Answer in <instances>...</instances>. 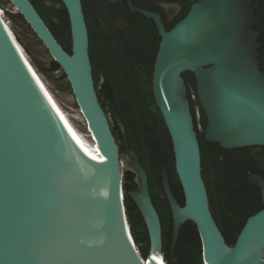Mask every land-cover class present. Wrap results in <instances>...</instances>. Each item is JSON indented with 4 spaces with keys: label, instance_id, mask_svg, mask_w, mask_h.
Returning <instances> with one entry per match:
<instances>
[{
    "label": "water",
    "instance_id": "1",
    "mask_svg": "<svg viewBox=\"0 0 264 264\" xmlns=\"http://www.w3.org/2000/svg\"><path fill=\"white\" fill-rule=\"evenodd\" d=\"M127 3L153 20L161 38L153 73L156 105L170 133L185 205L173 195L160 159L162 185L173 218L170 258L183 225L199 232L203 264H264V209L250 217L233 247L215 222L202 176L198 134L183 78H196L207 126L205 138L223 149L264 147V72L259 66L253 0H188V15L167 30L160 14ZM62 67L95 140L99 161L88 154L39 85L16 37L0 13V264H163L162 223L148 175L127 139L115 101L106 102L123 136L121 152L93 77L89 33L81 0H62L70 19L73 52L56 40L29 0H10ZM19 44V43H18ZM134 175L129 197L148 230L144 259L125 203L124 176ZM261 190L264 178L250 173ZM163 258V260H162Z\"/></svg>",
    "mask_w": 264,
    "mask_h": 264
},
{
    "label": "trees",
    "instance_id": "2",
    "mask_svg": "<svg viewBox=\"0 0 264 264\" xmlns=\"http://www.w3.org/2000/svg\"><path fill=\"white\" fill-rule=\"evenodd\" d=\"M29 1L60 45L72 54L71 24L62 0ZM81 1L88 27L90 58L99 101L109 114L107 92L116 103L126 127L128 142L135 149L148 175L152 201L162 223L164 259L167 264H173L169 252L173 218L162 185L160 159L167 167L173 195L182 207L185 205V196L176 172L172 139L153 94V73L161 38L153 20L140 13H131L121 4L112 5L106 0ZM132 1L136 7L147 8L139 0ZM181 1L187 4L183 12L172 23L163 19L168 31L183 20L191 9L192 2ZM121 11L125 13L128 37L121 34L118 25V13ZM10 17L14 22L27 24L18 12ZM259 17L264 23V16ZM35 66L38 73L53 77L56 81L68 80L54 59L47 65ZM260 69L264 72V59L260 60ZM183 78L188 88L187 97L201 148L202 176L211 212L226 243L233 247L247 220L264 209L261 190L249 182L250 173L264 178V147L226 150L208 142L205 138L207 119L198 101L195 75L185 72ZM60 89L64 90L62 87ZM111 125L120 151L123 152V136L113 118ZM124 188L132 237L142 257L146 259L150 247L148 230L138 207L128 195L137 189L132 173L125 174ZM176 261V264H203L201 238L192 222H187L181 228Z\"/></svg>",
    "mask_w": 264,
    "mask_h": 264
},
{
    "label": "rangeland",
    "instance_id": "3",
    "mask_svg": "<svg viewBox=\"0 0 264 264\" xmlns=\"http://www.w3.org/2000/svg\"><path fill=\"white\" fill-rule=\"evenodd\" d=\"M0 10L7 25L11 29L13 36L18 40L16 43H19L18 45L35 70L37 71L35 64L47 65L49 61L53 59L51 54L48 52L42 42H39L40 40L37 35L31 28H29L26 23L21 21L14 22L12 20L10 15L16 14L17 9L13 6L10 0H0ZM38 74L58 104L64 109L72 124L75 125V127L78 128L84 135L88 136L89 140H91L92 138L90 139L89 137L91 133L89 134L86 120L76 102L71 85L69 86L68 84L69 81L66 80L64 82H59L53 77L50 78L41 73ZM60 87H62L64 90L60 89Z\"/></svg>",
    "mask_w": 264,
    "mask_h": 264
},
{
    "label": "flooded vegetation",
    "instance_id": "4",
    "mask_svg": "<svg viewBox=\"0 0 264 264\" xmlns=\"http://www.w3.org/2000/svg\"><path fill=\"white\" fill-rule=\"evenodd\" d=\"M139 2L141 4H144L147 7L144 9L141 7L140 9L160 14L162 17V20L164 19L167 23H172L183 12L184 8L187 5L181 0H139ZM121 5L129 9L127 3H123ZM250 7L254 11L255 17L258 19V23H256L252 29L256 33H258V39H257V42L259 44L258 60H259V66H260V60L264 59V23H262L259 15L261 17L264 16V0H253ZM131 13L133 12L131 11ZM118 20H119L118 25L121 27V34L124 37H128L129 30H127L126 28L125 13L123 11L118 13ZM107 115L111 121L113 118L112 114L107 113ZM218 170L219 172H221L220 168H218Z\"/></svg>",
    "mask_w": 264,
    "mask_h": 264
},
{
    "label": "bare ground",
    "instance_id": "5",
    "mask_svg": "<svg viewBox=\"0 0 264 264\" xmlns=\"http://www.w3.org/2000/svg\"><path fill=\"white\" fill-rule=\"evenodd\" d=\"M12 36H13V34H12ZM13 38H14V36H13ZM17 46L20 49L21 53L23 54L25 60L27 61L28 65H29L30 69L32 70V72H33L36 80L39 83V85L41 86V88L43 89V91L45 92V94L47 95V97L49 98V100L51 101L52 105L54 106V108L56 109V111L58 112V114L60 115V117L62 118V120L64 121V123L67 126V128L69 129V131L74 135V137L77 139V141L81 144V146L84 148V150L88 154H90L92 157L98 159L99 161H104L105 159L99 154V152L96 149L95 140L93 139L92 134H90L91 132L89 131V134H90L89 137H90V139L91 138L92 139L89 140L88 139V136L84 135L78 128L75 127V125L72 124V122L68 118L66 112L58 104V102L56 101V99L54 98V96L52 95V93L50 92V90L47 88V86L43 82V80L40 77V75L37 73V71L35 70V68L32 66V64L30 63V61L27 59L26 55L23 53V51L20 48V46L18 44H17ZM162 260H163V258H162ZM163 264H164V262H163Z\"/></svg>",
    "mask_w": 264,
    "mask_h": 264
},
{
    "label": "built area",
    "instance_id": "6",
    "mask_svg": "<svg viewBox=\"0 0 264 264\" xmlns=\"http://www.w3.org/2000/svg\"><path fill=\"white\" fill-rule=\"evenodd\" d=\"M262 261L264 262V251H263V254H262ZM163 262H164V264H167L166 261L163 260Z\"/></svg>",
    "mask_w": 264,
    "mask_h": 264
},
{
    "label": "clouds",
    "instance_id": "7",
    "mask_svg": "<svg viewBox=\"0 0 264 264\" xmlns=\"http://www.w3.org/2000/svg\"><path fill=\"white\" fill-rule=\"evenodd\" d=\"M165 261V260H164Z\"/></svg>",
    "mask_w": 264,
    "mask_h": 264
}]
</instances>
